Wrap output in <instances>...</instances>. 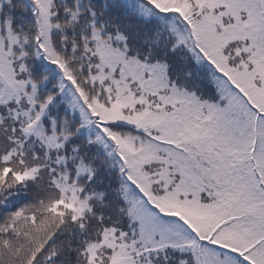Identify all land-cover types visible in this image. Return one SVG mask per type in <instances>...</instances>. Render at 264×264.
<instances>
[{
  "label": "snow or ice",
  "instance_id": "obj_1",
  "mask_svg": "<svg viewBox=\"0 0 264 264\" xmlns=\"http://www.w3.org/2000/svg\"><path fill=\"white\" fill-rule=\"evenodd\" d=\"M0 264H264V0H0Z\"/></svg>",
  "mask_w": 264,
  "mask_h": 264
}]
</instances>
